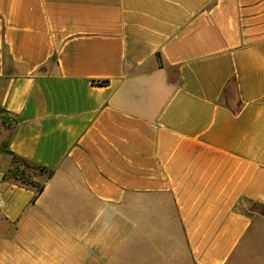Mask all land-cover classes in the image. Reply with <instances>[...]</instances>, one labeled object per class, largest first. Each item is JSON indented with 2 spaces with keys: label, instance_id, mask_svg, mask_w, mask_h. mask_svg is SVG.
<instances>
[{
  "label": "crops",
  "instance_id": "1",
  "mask_svg": "<svg viewBox=\"0 0 264 264\" xmlns=\"http://www.w3.org/2000/svg\"><path fill=\"white\" fill-rule=\"evenodd\" d=\"M250 206L264 0H0V264H264Z\"/></svg>",
  "mask_w": 264,
  "mask_h": 264
},
{
  "label": "trees",
  "instance_id": "2",
  "mask_svg": "<svg viewBox=\"0 0 264 264\" xmlns=\"http://www.w3.org/2000/svg\"><path fill=\"white\" fill-rule=\"evenodd\" d=\"M104 83L105 81L100 82V84ZM5 152L10 156L11 165L4 172L3 179L22 187L34 189L33 199H35L43 191L45 181L52 176L53 169L30 162L10 151L6 150ZM34 174L44 175L45 178L42 182H37L33 178Z\"/></svg>",
  "mask_w": 264,
  "mask_h": 264
},
{
  "label": "rangeland",
  "instance_id": "3",
  "mask_svg": "<svg viewBox=\"0 0 264 264\" xmlns=\"http://www.w3.org/2000/svg\"><path fill=\"white\" fill-rule=\"evenodd\" d=\"M33 178L37 179V182H42L45 178L44 175L34 174ZM250 208L258 214L264 215V208H260L257 206H250Z\"/></svg>",
  "mask_w": 264,
  "mask_h": 264
}]
</instances>
